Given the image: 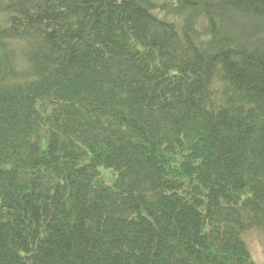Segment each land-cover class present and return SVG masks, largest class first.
I'll return each mask as SVG.
<instances>
[{
	"label": "trees",
	"instance_id": "trees-1",
	"mask_svg": "<svg viewBox=\"0 0 264 264\" xmlns=\"http://www.w3.org/2000/svg\"><path fill=\"white\" fill-rule=\"evenodd\" d=\"M264 0H0V264H256Z\"/></svg>",
	"mask_w": 264,
	"mask_h": 264
},
{
	"label": "rangeland",
	"instance_id": "rangeland-1",
	"mask_svg": "<svg viewBox=\"0 0 264 264\" xmlns=\"http://www.w3.org/2000/svg\"><path fill=\"white\" fill-rule=\"evenodd\" d=\"M243 237L256 264H264V233L258 228H252Z\"/></svg>",
	"mask_w": 264,
	"mask_h": 264
}]
</instances>
